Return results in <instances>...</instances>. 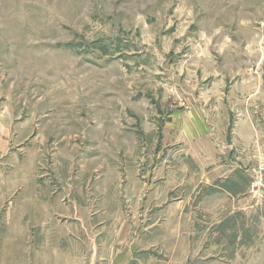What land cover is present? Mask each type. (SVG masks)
I'll return each instance as SVG.
<instances>
[{
  "label": "rangeland",
  "instance_id": "rangeland-1",
  "mask_svg": "<svg viewBox=\"0 0 264 264\" xmlns=\"http://www.w3.org/2000/svg\"><path fill=\"white\" fill-rule=\"evenodd\" d=\"M263 174L264 0H0V264H264Z\"/></svg>",
  "mask_w": 264,
  "mask_h": 264
},
{
  "label": "crops",
  "instance_id": "crops-1",
  "mask_svg": "<svg viewBox=\"0 0 264 264\" xmlns=\"http://www.w3.org/2000/svg\"><path fill=\"white\" fill-rule=\"evenodd\" d=\"M122 249H124V248H122ZM131 254L132 253L130 252L129 248L125 252L123 250H122V252L117 251V252H115V256L113 257L112 262L114 264L124 263V261H128V259H131V257H132ZM106 257H110V255H106Z\"/></svg>",
  "mask_w": 264,
  "mask_h": 264
},
{
  "label": "water",
  "instance_id": "water-1",
  "mask_svg": "<svg viewBox=\"0 0 264 264\" xmlns=\"http://www.w3.org/2000/svg\"><path fill=\"white\" fill-rule=\"evenodd\" d=\"M261 178L264 180V174H263V175H261Z\"/></svg>",
  "mask_w": 264,
  "mask_h": 264
}]
</instances>
